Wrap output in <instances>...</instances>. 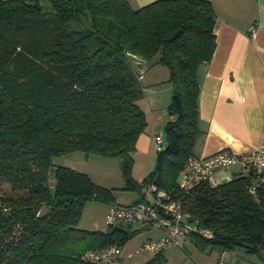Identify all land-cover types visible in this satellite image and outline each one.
Masks as SVG:
<instances>
[{
	"label": "trees",
	"instance_id": "trees-1",
	"mask_svg": "<svg viewBox=\"0 0 264 264\" xmlns=\"http://www.w3.org/2000/svg\"><path fill=\"white\" fill-rule=\"evenodd\" d=\"M215 19L209 0L138 7L129 0H0V181L23 192H0V264H94L82 260L86 250L123 247L140 231L122 223L104 231L78 226L88 200L114 198L87 172L53 163L73 151L118 158L123 188L137 191L136 201L148 199L150 184L168 191L187 213L183 236L198 249H242L264 261L260 173L250 168L189 191L178 186L202 133L197 71L214 52ZM148 62L168 69L169 119L152 170L137 181L131 153L147 124L137 101ZM43 206L48 211L38 217ZM143 264H167L163 248Z\"/></svg>",
	"mask_w": 264,
	"mask_h": 264
},
{
	"label": "crops",
	"instance_id": "crops-1",
	"mask_svg": "<svg viewBox=\"0 0 264 264\" xmlns=\"http://www.w3.org/2000/svg\"><path fill=\"white\" fill-rule=\"evenodd\" d=\"M150 1L153 0H129L133 7ZM209 1L216 16L215 48L210 61L200 65L197 71L200 87L198 126L202 133L196 140L193 153L194 156H207L222 149L249 152L260 145L264 136V0ZM252 27L254 36L251 34ZM166 90L169 91V88ZM155 104L154 101L149 102L153 121L149 124L146 118L143 141L140 143L139 137L136 142V146H143L146 153L151 152L152 137L159 132L156 127L158 121L163 123L165 114L169 119L166 108L163 113H156L153 109ZM131 155L133 157V152ZM89 157L104 159L95 154L86 156ZM53 163L92 176L88 167L83 169L63 160H53ZM240 171L238 164H232L212 176L209 183L216 185L228 181ZM143 177L135 179L140 181ZM122 181L121 178L120 184H123ZM145 196L150 198L148 191ZM137 228L141 230L142 227ZM159 232L157 237L163 234ZM222 254L233 255V252ZM116 264H128L123 249Z\"/></svg>",
	"mask_w": 264,
	"mask_h": 264
},
{
	"label": "rangeland",
	"instance_id": "rangeland-1",
	"mask_svg": "<svg viewBox=\"0 0 264 264\" xmlns=\"http://www.w3.org/2000/svg\"><path fill=\"white\" fill-rule=\"evenodd\" d=\"M168 69L161 64L146 63L142 68L141 83L143 85L144 94L137 101L138 105L143 109L145 117L148 119L149 124L153 121L152 108H149V102H156L153 109L156 113L161 114L165 111V108L170 100L171 85L167 81ZM168 84V85H167ZM169 88V91L166 90ZM146 89V90H145ZM165 118L158 121L156 125L157 131L162 135L164 139V124L165 120H168L167 115ZM146 119V122H147ZM165 121V122H164ZM147 125V124H146ZM146 128V127H145ZM140 143L143 141V134ZM157 133V134H158ZM147 134V133H146ZM154 134L152 137V149L151 152L146 153L143 146H136L133 152V164L131 175L133 178L143 177L147 175L153 168L156 157V146L154 143ZM137 138V139H138ZM137 142V140H136ZM60 158V159H58ZM54 159L55 161L63 160L67 163H72L77 167L85 169L88 167L90 170V177L92 180L104 187L112 189L113 203L120 205H127L135 202L139 194L133 189L123 188L121 183V173L119 167V159L116 157L103 156L104 159L86 158V155L82 151H73ZM62 158V159H61ZM123 180V179H122ZM148 191V190H147ZM0 192L4 195L17 196L21 191L10 190L8 183L0 181ZM150 194V193H149ZM108 203L99 200H88L82 209L80 216L79 227L87 230H101L104 231L107 228L105 222V213L108 207ZM160 230L155 228L142 227L141 230L130 238L123 247V254L127 259L128 264H143L147 261L154 252L149 250H142L136 252V248L140 245L142 239H157L160 234ZM180 245H169L164 247V254L167 259V264H262L264 261L258 255H246L242 249H236L233 255L222 254L217 250L208 251L200 250L191 243L189 238L184 236L180 237ZM122 252V250H121ZM130 254V256L128 255Z\"/></svg>",
	"mask_w": 264,
	"mask_h": 264
},
{
	"label": "built area",
	"instance_id": "built-area-1",
	"mask_svg": "<svg viewBox=\"0 0 264 264\" xmlns=\"http://www.w3.org/2000/svg\"><path fill=\"white\" fill-rule=\"evenodd\" d=\"M254 36V28H251ZM156 149L163 147L162 135L154 136ZM232 164H238L241 171L247 172L253 168L264 178V136L260 145L249 152L236 153L227 149L218 150L207 156H188L179 173L178 186L183 191H189L202 181H210L211 177ZM150 198L135 201L127 205L109 204L105 213L107 225L125 224L132 228H155L163 232L157 239H147L140 243L136 252L149 250L156 252L169 245H180V237L186 228L185 213L178 201L171 198V194L158 189L154 184L147 188ZM253 192L254 189L250 188ZM188 226V225H187ZM205 236H210L209 230H202ZM122 248L116 244H109L101 249L86 250L82 260L94 264H116L120 258Z\"/></svg>",
	"mask_w": 264,
	"mask_h": 264
},
{
	"label": "water",
	"instance_id": "water-1",
	"mask_svg": "<svg viewBox=\"0 0 264 264\" xmlns=\"http://www.w3.org/2000/svg\"><path fill=\"white\" fill-rule=\"evenodd\" d=\"M124 56L125 58H127L128 60L135 62L137 64H143L145 62V60L143 59L142 56H138V55H134L132 53L129 52H124ZM47 208L46 206H43L39 211H38V217H41L43 215H45L47 213Z\"/></svg>",
	"mask_w": 264,
	"mask_h": 264
}]
</instances>
